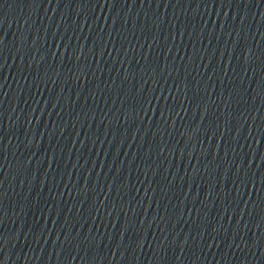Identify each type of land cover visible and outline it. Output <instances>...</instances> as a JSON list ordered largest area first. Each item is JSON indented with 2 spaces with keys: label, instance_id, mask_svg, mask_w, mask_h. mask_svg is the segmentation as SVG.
Listing matches in <instances>:
<instances>
[{
  "label": "water",
  "instance_id": "95a60500",
  "mask_svg": "<svg viewBox=\"0 0 264 264\" xmlns=\"http://www.w3.org/2000/svg\"><path fill=\"white\" fill-rule=\"evenodd\" d=\"M264 157V0H52Z\"/></svg>",
  "mask_w": 264,
  "mask_h": 264
}]
</instances>
